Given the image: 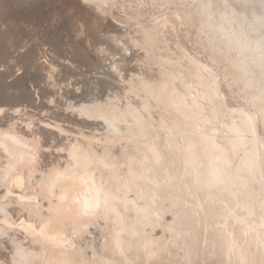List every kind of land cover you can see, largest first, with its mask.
Returning <instances> with one entry per match:
<instances>
[{
    "label": "rangeland",
    "instance_id": "374dc122",
    "mask_svg": "<svg viewBox=\"0 0 264 264\" xmlns=\"http://www.w3.org/2000/svg\"><path fill=\"white\" fill-rule=\"evenodd\" d=\"M232 1L234 0H216V6L213 9L211 4L204 7V0H82L83 3L88 2V6L83 4L81 0L78 2L77 0H23V9H17L18 11L21 10L19 11L20 14L26 15V20L29 21H26L27 23H30V20L27 18L32 19V26H34L38 30L37 32H39L38 39L41 43L47 46L54 42L56 43L59 39L65 48L71 41L70 44L72 45L74 39L76 40V38H78L77 32L79 29L83 32V24L81 25V22L84 23V19H86V17L84 18L86 11H92L87 14L92 17L96 15L94 18L97 17L96 19L99 18V20H103V23H112L117 25L119 29L123 31L125 30L123 34L128 36V40L135 47V51H137V53L139 52L136 59L139 57L138 60H141L139 61L141 65L147 63L146 65L149 64L156 68H160V79L163 81V89L165 88V92L169 95V99H173L177 102L175 105L177 106L178 104L177 107L183 111L185 115L184 117H187V120L191 119L190 123L200 138H203L202 136H204L203 139L205 140L209 138L207 141L213 155V169L215 172L218 169V173L216 172L215 175L219 180L223 178L226 179H223L225 181H219L220 183H218V185L220 186H218L216 192H214L215 190L205 188L204 192L201 194L199 192L200 190L197 188L199 182L198 178H190L194 171L192 165V139L188 138L190 136H187V124L179 123L178 121L173 122L176 129L175 138L177 139V143L181 146L185 162L182 167H180L178 176H176L177 178L171 177V181H175L174 184L178 186L180 190L184 188L185 191L190 193L191 197L187 199V203L189 207H192L193 210L195 209L194 214H196V216L198 215V219L194 215V219L196 218L195 220L198 224L196 230L198 233L202 234L197 242V259H195V263L191 264H223L222 261L226 262V264H264V236L262 234L264 233V212H262L264 209V89L262 88L261 83L254 79V77L257 79L255 72L245 73V69L242 65L243 62L237 60L238 51L235 47L231 46L233 44H231L229 36L227 35V37H224L223 35H220L209 24V19L213 16L216 17L214 18V23H217L218 12L231 13V10H233L231 7ZM242 1L246 2V4L248 2L249 5L245 4L248 9L244 8L245 10L242 11V16H231L229 14V18H233V20L236 21L234 22L235 24L233 23L232 29L237 31V34L243 32L242 35L239 34V37L242 38L243 41L249 42V47H253L252 45L259 46L262 44L260 39L264 35V0ZM20 2H22V0ZM12 4L16 6V4ZM13 5L10 4V8L11 6L13 8ZM77 5L81 7L83 6L82 8L85 9L84 12L83 9L79 8ZM74 11H77L75 15ZM78 12L80 15L82 13L84 15L82 14L81 17ZM12 17L13 16H11L9 12H6V20L14 21L12 20ZM70 17H73V23H75H72L73 26H71L72 18ZM249 20L253 23L250 24ZM1 23L2 22H0V24ZM73 28H75V31ZM52 30L54 34H50ZM80 31L79 33L81 34ZM56 32H58L60 36H56ZM49 36L50 38L56 37L51 44L48 42L50 40ZM26 44L23 47H25ZM53 47L58 50V45H54ZM101 47H104V45ZM257 48L258 47H256V51L258 54L264 52V45H262L261 49ZM47 50L51 52L54 59H63L60 53H56L49 48H47ZM90 52L92 51L90 50ZM18 55L19 54L16 56ZM25 55H27V53ZM28 59L29 58L25 59L26 63V60ZM250 59L252 60V58ZM261 60H263V58H261ZM17 68L18 67L15 66V69ZM13 70L14 69H12V71ZM23 73H25V71L22 72L21 75H23ZM145 78L147 77L143 76L141 72H135L127 78L130 84L128 90L132 91L130 94L131 96H133V94L135 96L139 95L142 88H147L149 86V77L148 81H146ZM262 78H264V70L262 72ZM15 79L19 78L16 77ZM15 85H13V82L10 83V86L22 101L13 102L12 99L11 101L5 100V102L0 105V139L1 136L8 135V138L5 139L3 143L0 142V217L5 221V223L0 221V264H7L9 263L7 262L8 260L13 261L15 264H33L32 261L39 255L36 250H38L39 247L50 248V246L44 243L42 238L38 237H31V243H27L24 236L29 234L15 224L17 220L32 223L34 216L31 213V209H38L39 205L45 207L47 212H50L49 204L42 199L45 198L44 188H41L40 186L34 191V182H38L44 172L39 165L42 161H40L38 157L45 147L39 143L37 138V131L39 130L38 126L40 124H38L39 121L34 122L37 118L36 115H33L30 111H23L22 108H16L20 110H15V107L16 105L22 106V104H27L28 106L33 102L34 105L32 104V108L30 109L39 112V114L44 112L47 108H45V104L42 103V99L37 102L33 101V99H35V93L33 91H35L36 86L29 84L28 78L24 80L22 84V86L24 85L23 87L21 86L18 88V86ZM1 89L0 86V101L4 100V97H1L4 93L1 92ZM70 96H75V94ZM67 97L68 96H65L66 99L69 98ZM74 101H76L75 98H73L71 102L73 103ZM8 103H11V106H13L14 109L7 105ZM60 105L67 110L69 107L68 100L63 101L62 99ZM126 105L128 109L133 112V116H137L139 113L138 103H136L133 98L128 97ZM109 106H111V104ZM109 106L108 108H112L115 107L116 104H112V107ZM51 112L56 116H62L64 114L70 115L72 113V117L76 120L74 122H77L78 124H81L80 120L82 119L85 121L93 120L92 118L89 120L87 114L82 111H74L70 113V110L62 112L60 108H56ZM45 115L47 114L45 113ZM247 116L249 117L247 118ZM55 120L61 121L59 119L57 120V118ZM131 120L128 122V129L126 128L127 130H125L126 133L127 131L133 132V136L139 132H144L150 127L148 122H146L147 120L142 121L136 117ZM97 121L103 122V120L98 119ZM28 124H31L36 128L33 131L34 136L32 135L30 137V128L28 127ZM235 127H237V129ZM125 130L123 131L125 132ZM41 132L42 130H40V133ZM124 132L121 133L125 134ZM240 138H243L242 140L244 141L248 139V141L246 140L247 142H243ZM249 138H255V140H249ZM235 139L241 140L242 142L239 141L241 144ZM41 140H43V138H41ZM213 140L215 143L212 142ZM49 141L52 142V140ZM256 141L259 142L257 143ZM13 143H18L19 149H22V146L29 144L31 145L30 149L32 152L28 155V153H26L27 150H24L23 154L28 156L24 160L19 161L24 157H21V154L17 152L18 150L13 146ZM258 146L260 150H258ZM50 148H52L51 145L48 146L49 150ZM256 151L257 153H260L258 157L256 156L257 158L255 157V155H257L255 154ZM215 158L217 159L215 160ZM24 161H26L25 164L22 163ZM90 162L91 159L89 157H79L75 163L72 164L73 166H69L68 168L60 167V163H55L53 167L57 173L74 171L76 174H84L92 169ZM120 164H128L133 167L131 158H128L123 162L121 161ZM31 166H33L34 171L28 169ZM21 168L24 169V172L26 173V175H23L25 177V182L21 186V190L24 191L23 193H26L25 196L28 198H20L21 193L13 190L12 194L4 198L3 195L5 189L10 187L11 181L15 178L17 171H20ZM32 173L34 174L35 180H32L31 178ZM55 174L56 173H54V175ZM62 177V175H59L57 179L60 180ZM162 180L163 182L168 181L169 177H163ZM201 186L202 185H200V187ZM14 188L15 187H13V189ZM17 189L18 188H16V190ZM120 191L127 196H130V198L126 199L128 202L126 200L123 202L124 209H127L129 212L126 216L124 211L122 212V207L116 206V212L113 215L116 222V233L113 235L106 234L105 236V239L114 238V243L112 245H107L105 243L102 248L98 249L92 243L82 241L79 245L82 247L83 251L77 244V247L81 250L80 253L82 254L80 257L81 261L80 259L78 261L79 264H124L126 261V264H145L142 262L141 257L134 256V253L131 251V248L133 247V239L136 236L138 237L137 241H140L141 247H143L142 251L146 252L148 257L156 255V242L152 237L155 235L159 237L163 233L162 228H153L158 215L157 210H153L152 213H148V211L144 210L146 206L144 203L145 199L142 197V194L136 193V190L120 189ZM53 192H55V190H53ZM58 193H56L55 198L60 202L62 196H59ZM172 194L176 196V199H174L176 201L178 197L177 189L173 190ZM36 195L38 198L42 195L40 197L42 201L36 200ZM30 196L33 198L29 199ZM135 200L137 201L135 202ZM213 201H220L219 203L222 204L224 208H230V210L228 208L225 209L224 215L215 218L217 221L211 220L209 218L210 216L208 217L209 213L207 212V204L212 203ZM16 205L19 206L17 208L19 216L15 218L14 210L12 211L11 209ZM21 205L23 208H21ZM105 209L103 207L100 212L98 211V219L100 217L99 220L102 225L104 224L103 226L108 227L111 213ZM233 210H235V212ZM123 214L125 215L126 220L124 219ZM2 215H4L6 219H4ZM168 217H170V219L168 220L167 225H165V238L173 237L175 241L178 237L179 228L172 224L173 213H169ZM207 217L211 221H208ZM255 217L257 220H260V222L254 219ZM123 219L125 221L122 222ZM90 221L86 224L88 225L86 226L88 228L92 225ZM182 221L183 220L180 219L177 222L180 227L183 223ZM211 223L214 224V226ZM231 223H233V226ZM246 224L248 225L246 226ZM137 225H140L139 227H141V230L138 229L139 227H137ZM225 225L227 226L225 227ZM234 226H238V228ZM135 227L138 229L137 231L135 230ZM108 228L112 229V227ZM214 228L218 229V231L222 230L221 232L226 236L225 246L227 244L229 245L225 247L226 250H228L222 256L217 254L215 250L211 249V251L208 248L211 242L209 232ZM228 228H231L232 231L230 229L228 230ZM46 229H49V234L53 233L51 231V226H46ZM241 229L243 231L245 229V236L242 235L243 231ZM252 231L261 233L258 236L259 238L255 236L251 239ZM121 232L124 233L125 239H122V237L119 236ZM72 233V235L76 237L75 230ZM138 233L140 234L138 235ZM228 233L231 234L229 235ZM239 233H241V235L236 237V234L238 235ZM144 234L147 236V239ZM249 235L250 238H248ZM241 236H244L242 237L243 241L240 239ZM127 237L128 240L126 239ZM143 238L145 239L143 240ZM230 239L231 242L229 241L228 243L227 240ZM39 240L42 244L38 245ZM251 241H253V245L250 244L253 249L248 245ZM241 242L242 244L240 245L239 243ZM259 245L262 246L263 249L260 248ZM242 246L245 247L244 250ZM247 247H249L248 250ZM256 248L260 249L255 250ZM257 251H262V254L259 253L262 257L259 256ZM56 253L57 251H54L53 258H56ZM41 254L42 253H40V255ZM47 256L46 252L39 256V259L41 261H46L48 259ZM82 257L84 258L82 259ZM190 261L193 262L192 260ZM189 262H187L186 259H182L181 263L176 264H189ZM63 264L68 263L63 261Z\"/></svg>",
    "mask_w": 264,
    "mask_h": 264
},
{
    "label": "bare ground",
    "instance_id": "6f19581e",
    "mask_svg": "<svg viewBox=\"0 0 264 264\" xmlns=\"http://www.w3.org/2000/svg\"><path fill=\"white\" fill-rule=\"evenodd\" d=\"M20 1L21 0H0V22H2L0 24V86L2 88L1 92H4L1 96L4 97V100L0 101V105H2L5 100L11 101V99L13 102H20L21 98L12 89L10 83L13 82V85L16 84L18 88H20L24 80L28 78L29 84L36 86L35 91L32 90L35 93V99H33V101L37 102L42 99V103L45 104V108L51 111L56 108H60L62 112L70 110V113L74 111H82L87 114L89 120L91 118L93 119L92 121H85L82 119L80 120L81 124H78L77 122H74L76 120L72 117V113L70 115L67 114L68 116L66 114L56 116L51 111L46 109L44 112L39 114V112L30 109L32 108L33 102L28 106L27 104H22V106L16 105L15 107V110H20L16 108H22L23 111H30L33 115H36L37 118L34 122L39 121L38 124H40L38 126L39 130L37 131V138L39 143L45 147L40 152V156L38 157V159L42 161L39 165L44 172L40 180L38 182H34V191L40 186L41 188H44L45 198L42 199L49 204L50 212H47L45 207L39 205L38 209H31V213L34 216L32 223L17 220L15 224L29 234L24 236L27 243H31V237H38L42 238L44 243L50 246V248L39 247V249L36 250L39 255L32 261L33 264H63V261H66L68 264H79L78 261L82 256L80 253L82 247L79 243L82 241L92 243L98 249L102 248L105 243L107 245H112L115 239H105V236L106 234L113 235L116 233V222L113 218V215L116 212V206L122 207V212L124 211L126 216L129 212L127 209H124L123 202L130 198V196L122 193L120 189H133L137 191L136 193L142 194V197L145 199L144 203L146 204L144 210L148 211V213H152L153 210L156 209L158 212L157 218L155 216L156 220L153 228L156 229L160 227L163 230L162 235L159 237L152 233L155 235L152 238H154V241L156 242V255L148 257L147 253L142 251L143 247H141L140 241H137L138 237L136 236L133 239V247L131 248L134 256L136 255V257H141L142 262L145 264H176L181 263L182 259H186L187 262L192 260L193 262L190 261L189 264L195 263V259H197L198 254L197 242L202 234L198 233L196 230L198 224L195 219H198V215L196 216V214H194L195 209L193 210L187 203V199L191 197L190 193L185 191L184 188L180 190V188L174 184L175 181H171V177L178 176V171L185 162L181 146L177 143V139L175 138L176 129L173 122L178 121L179 123L187 124V136H190L188 138L192 139V165L194 171L192 175L190 174V178H198L199 182L197 184V188L200 190L199 192L201 194L204 192L205 188L215 190L214 192H216L218 186H220L218 185V183H220L219 181L226 179L222 177L223 179L219 180V178L215 175L218 169L216 172L213 169V155L207 141L209 138L205 140L202 135L201 136L203 138H200L190 123L191 119L187 120V117H184L185 115L183 111L177 107L178 104L177 106L175 105L177 102L173 99H169V95L166 94L165 88L163 89V81L160 79V68H156L149 64L146 65L147 63L145 65H141L139 62L141 60H138L139 57L136 59L139 52L137 53V51H135V47L128 40V36L123 34L125 30L123 31L119 29L117 25L112 23H103V20H99V18L96 19L97 17L94 18L96 15L93 17L88 15L89 12L92 11H86V15L82 13L84 18L86 17V19H84V23L81 22V25L83 24V32L79 29L81 34L79 31L77 32L78 38H76V40L74 39L72 45L70 44L72 42L71 41L69 43L70 46L67 44L68 46H66V49L59 41L60 39L55 43L53 40L56 39V37L50 38V35V40L47 41L50 42V44L51 42H54L55 44L52 43L53 45L51 44L47 46L41 43L38 39L39 32H37L38 30L32 26V19L27 18L30 20V23H27L29 21L26 20V15L20 14L19 11L21 10H17L18 8H22V5H24L23 0L22 2ZM78 1L79 0H77V2ZM204 2V7L211 4L214 9L216 6V0H204ZM12 3L16 4V6ZM30 3L33 4L32 2ZM10 4L14 7L12 8L11 6L10 8ZM83 4L88 6V2ZM245 4L246 2H243L242 0L232 1L231 7L233 10H231V13L217 11V23H214V18L216 17L213 16L209 19V24L220 35H223L224 37H227V35L229 36V40L231 44H233L231 46L235 47L238 51L237 60L239 62H243L242 65L245 69V73L255 72L257 79L255 77L254 79L257 82H260L262 88L264 89V78H262V72L264 70V52L262 54H258L256 51V47H258L257 49H261L262 45H264V35L260 39L262 41V44L259 45L260 48L257 45L249 47V42L243 41L242 38L239 37V34L242 35L243 32H239L237 34V31L232 29V25L236 21L233 20V18H229V14L231 16H242V11L245 10L244 8H247ZM82 7L79 6V8L83 9L84 12L85 9ZM6 12H9V14L13 16L12 20L14 21L6 20ZM76 12L74 11V15ZM79 12L78 14L80 15ZM70 18H72V22L70 21L72 24L73 17ZM252 23L250 21V24ZM73 24L71 26H73ZM73 29L75 31V28ZM70 31L73 32L72 30ZM52 33L53 30L50 34ZM56 33V36L59 35L58 32ZM25 44L26 46L23 47ZM54 45H58V50L54 49ZM102 45H104V47H101ZM47 48L54 50L56 53H60L63 59H54L51 52L48 51ZM90 50L92 52H90ZM26 53L27 55H25ZM17 54L19 55L16 56ZM26 58H29L26 60L27 63L25 62ZM250 58H252V60ZM261 58H263V60H261ZM15 66L18 68L15 69ZM12 69L14 70L12 71ZM24 71L25 73L21 75ZM135 72H141L143 76H146V81H148L149 77V86L147 88H142L139 95L135 96L133 94V96H131L130 94L132 91L128 90L130 84L127 78ZM15 76L19 79H15ZM73 94H75V96H70ZM65 96H68L69 98L67 97L68 99H66ZM128 97L133 98V100L138 103L139 115L136 113L137 116H133V112L128 109L126 105ZM73 98H75L76 101L72 103L71 101ZM62 99L63 101L68 100L69 107L67 110L62 108L60 105ZM110 104L111 106H109ZM112 104H116V106L112 107ZM7 105L14 109L13 106H11V103H8ZM108 106L112 108H108ZM45 113L47 115H45ZM249 116H247V118ZM134 117L142 121L147 120L146 122L150 125V127L144 132H139L135 136H133V132L127 131L126 133V130L128 129L127 126L129 127L128 122ZM56 118L61 121H56ZM97 119L103 120V122L97 121ZM237 126L240 127L239 125ZM28 127L30 128V137L32 135L34 136L33 131L36 128L31 124H28ZM235 128L237 129V127ZM40 130H42L41 133ZM123 130H125V132ZM121 132H124L125 134H122ZM7 138L8 135L1 136L0 142L3 143ZM41 138H43V140H41ZM253 139L255 140V138ZM253 139L249 138V140ZM49 140H52V142ZM214 140L212 141L213 143H215ZM241 140H237L238 143L241 144L242 141H248V139L245 141ZM50 145L52 148L49 150L48 146ZM13 146L18 150L17 152L21 154V157H24L19 161L24 160L29 153L32 152L30 149L31 145L29 144L22 146V149H19L18 143H13ZM24 150H27L26 153H28V155L23 154ZM258 150H260L259 146ZM257 151L255 153L257 154L255 157L260 155ZM79 157H89L91 159L90 164L92 169L86 173L82 171L84 174H76L74 171L57 173L53 167L55 163H60V167L68 168L69 166H73L72 164H74ZM128 158H131L133 167L128 164H120L121 161H126ZM216 159L217 158H215V160ZM25 162L26 161L22 163L25 164ZM28 169L34 171L33 166ZM54 173L56 174L54 175ZM23 175H26V173L24 172V169L21 168L20 171H17V175L11 181L10 187L5 189L3 195L4 198L12 194V190L19 191L21 193L20 198H28L25 196L26 193H23L24 191L21 190V186L25 182V177ZM59 175L63 176L60 180L57 179ZM166 176L169 177V180H164L165 182H163L162 179ZM31 178L32 180H35L33 173L31 174ZM200 185L202 186L200 187ZM13 187L15 188L13 189ZM16 188L18 189L16 190ZM52 189L55 190V192H53ZM176 189L178 191V197L175 201L174 199H176V196L172 194V191ZM56 193H58L59 196H62L60 202H58L55 198ZM41 196H39V198L38 196L35 197L37 198L36 200L42 201L40 199ZM31 198L33 197L30 196L29 199ZM136 201L137 200H135V202ZM216 201L207 204V212L209 213H207L208 217L210 216L209 218L214 221H217L215 218L224 215L226 208L230 210L229 207L224 208V206L219 203L220 201ZM137 203L140 204L139 202ZM18 207L19 206L16 205L11 209L12 211L14 210L13 212L15 218L19 216ZM103 207L104 209L106 208V211L108 210V212L111 213L108 227H112V229L103 226L104 224L102 225L99 220L100 217L98 219V213ZM21 208H23L22 205ZM233 211L235 212V210ZM262 212H264V209ZM169 213H173L172 224L179 228L178 237L175 241L173 237L167 239L165 238V225H167L168 220L170 219V217H168ZM125 215L124 219L126 220ZM194 215L196 216L195 219ZM2 217L6 219L4 215H2ZM124 219L122 222L125 221ZM180 219L183 220L181 227L179 223H177ZM210 219H208V221ZM254 219H256V217ZM0 221L5 223L1 217ZM89 221L92 225L89 223L91 226L88 228L86 227L88 226L86 224ZM252 221L251 223L253 224L255 221ZM257 221L260 222V220ZM232 224L233 223H231V225ZM48 225L52 228L51 231L53 233L51 234L48 233L49 229H46V226ZM212 225L214 226V224ZM247 225L248 224H246V226ZM139 226L137 225V227ZM226 226L227 225H225V227ZM236 228H238V226ZM138 229L141 230V227ZM138 229L136 228L135 230L137 231ZM229 229L231 230V228H228V230ZM74 230L76 232V237L72 235ZM221 231L214 228L209 232L211 242L208 247L209 250H215L220 256L226 253L228 249L226 250L225 247L229 246L228 244L225 246L226 236ZM244 231L242 232V235L246 233H244ZM252 232L251 239L255 236L259 238L258 236L261 233L255 231L253 233ZM139 234L140 233H138V235ZM228 234L230 235L231 233ZM262 234L264 236V233ZM240 235L241 233L238 235L236 234V237ZM119 236H121L122 239H125L123 232H121ZM244 236H241V241H243L242 237ZM145 238L147 239V236ZM145 238H143V240ZM248 238H250V235ZM126 239L128 240V237ZM227 241L229 243V241L231 242V239ZM252 242L253 241L248 243V245L252 244ZM39 244H42L40 240L38 241V245ZM77 244L81 250L77 247ZM239 244L241 245L242 242ZM249 247H247V250ZM244 248L245 247H243V250ZM260 248H262V246H260ZM260 248H256L255 250ZM54 251H57L55 256L56 258H53ZM46 252L48 259L46 261H41L39 256ZM40 253L42 254L40 255ZM259 253L262 254V251L258 252V254ZM83 258L84 257H82V259ZM7 262H9L7 264H15L11 260H8ZM222 262L223 264H226V262Z\"/></svg>",
    "mask_w": 264,
    "mask_h": 264
}]
</instances>
